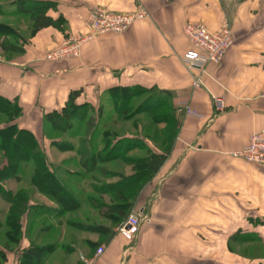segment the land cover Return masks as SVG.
Masks as SVG:
<instances>
[{
	"label": "crops",
	"instance_id": "1",
	"mask_svg": "<svg viewBox=\"0 0 264 264\" xmlns=\"http://www.w3.org/2000/svg\"><path fill=\"white\" fill-rule=\"evenodd\" d=\"M49 1L56 2V15H63L68 27L65 33L43 29L29 40L18 69L28 75L46 73L48 83L36 94L35 85L27 83L29 76L19 73L10 81L16 97L33 92L35 107L49 113L63 109L70 93L80 88L90 89L85 90V104L95 101L99 106L100 97L111 89H139L142 93L135 96L141 98L139 103L169 105L170 112L159 108L153 115L157 121L169 120V125L163 123L168 128L160 132L166 145L155 144L146 134H125L144 143L136 147L137 160L122 162L125 173H119L133 177L141 169L142 175L100 179L106 184L124 181L121 202L130 203L129 215L136 213L142 220L135 241L118 233L117 220L106 210L107 205L118 204L114 193L88 190L84 198L80 195L70 224H60L66 213L61 215L55 202L45 211L29 212L50 219L38 229L44 244L24 235L14 256L6 252L5 264H23L32 248L41 250L40 264H81L99 247L105 252L96 264H227V249L241 244L239 233L255 232L244 241H258L256 233L264 232V220L258 221L264 216V164L247 163L233 154L246 148L254 133L264 131V0ZM99 8L119 13L144 10L147 17L123 34L95 37L82 47L79 58L45 61V54L63 44L68 34L88 35L89 16ZM53 14L48 16L55 21ZM225 22L232 27L234 44L219 65L207 67L201 87H195L200 73L183 61L192 49L183 26L203 24L218 32ZM97 90L101 95L94 100ZM216 99L222 100V107ZM150 154L166 159L146 177L142 159ZM94 199L101 200L102 210ZM27 229L26 222L24 233Z\"/></svg>",
	"mask_w": 264,
	"mask_h": 264
},
{
	"label": "rangeland",
	"instance_id": "2",
	"mask_svg": "<svg viewBox=\"0 0 264 264\" xmlns=\"http://www.w3.org/2000/svg\"><path fill=\"white\" fill-rule=\"evenodd\" d=\"M44 1L46 4H52L50 5L51 8L48 10V15L49 13L54 11L55 14L53 15L56 16L55 21L57 25L56 29H59V31L65 33V29H67L68 23L64 20L63 15H56L58 13L56 2L49 0ZM44 1L0 0V129L7 128L12 125H17L20 129L31 131L39 141L41 149L47 154L48 158L50 159L55 173L65 182L66 185H68L71 190L75 191L77 195H80L81 192H86L85 187L87 184L85 183L87 182L81 181L80 183L79 181L81 179L76 183L69 182V177L68 175H65L64 171L71 172V174H82L86 178L84 180L89 181L91 174L86 172L84 173L82 169H80L78 162L80 161L81 157L75 151V149L84 147V145L92 143L90 141V133L93 132L94 128L98 127L99 125L98 128L104 129L102 128V126L104 125V123H108L106 130L111 132V135H115V137H123L125 136V134L141 133L142 135L146 134L145 137L151 138L152 141L154 140L155 144L161 145L165 142V138L160 135V132L162 129L164 130L168 128L169 120L160 119L164 121H160V123L158 124V121L153 119V115L158 111L156 110L155 112L148 114V112L151 111H148V107L145 106L135 116H129L130 118L133 117L132 119L125 120V115L127 113L132 114L133 111H135L141 98L139 99L135 97H129L128 94H126L127 91H125V88L121 87L111 89L110 91H108V93L102 95L100 97V106L98 102L96 103L94 101L97 100V96L99 97L101 95L99 90H97L96 98H93L94 102L91 103L92 105H95L93 107L94 109H92L93 113L91 116H86L83 118L82 115H77L76 118L72 120V123H70L72 126L71 130L67 128L70 126V124H64L61 126L62 129L55 130L54 124L51 121L47 120V117L45 115L51 112L45 113L35 107V97H33V92L25 93L24 96L20 98L19 96L16 97V92H13L11 90L13 89V84L10 81L12 80V78H16L17 74L22 72H24V74L26 73L25 69H23L22 71L18 69V64H21L24 61L26 46L27 44H29V40L36 36V34H33L32 27L34 21L33 19L38 12L32 11L29 14L20 13V7H26V2L40 4ZM229 26L232 29L230 24ZM68 35L65 40L73 36ZM50 52H47L44 56V59L47 62H50L48 59V54ZM29 74L30 75H28L27 73L25 74V76H29V81L27 83H32V85H35L34 92L37 94V92H39V89L41 91V89L45 87V83H48L47 78L45 79L47 74L37 71H35L34 73L29 72ZM85 90L89 91L90 89L80 88L76 90L81 91V95L77 99L78 104H85L87 102L85 99ZM93 91L94 90L92 89V92ZM122 100L125 101V103L121 104ZM25 101H28V103ZM100 111L103 112L104 118L99 119L98 115ZM166 111H169V109H166ZM78 113H82V111L79 110ZM163 123H167L168 125L164 126ZM93 143L97 145L98 142L94 141ZM10 148L12 149V146L9 147L7 152H1L0 150V168L8 167L9 163H11L13 165H16V170L15 173L11 172L6 174L8 175L7 177H1L0 179H4L1 181V184H3L6 188H9V190L13 191L14 193H16V191L20 189H24L31 196V201L51 206V203H54V201L50 197L41 194L38 190H36V188L32 186L31 179L36 170L35 167H37V162L32 159H23L25 158V156H27L28 153L32 152L31 149L25 147V150L18 151L19 158H13V154L11 153ZM136 155L137 154H135L134 156ZM109 164H100V166L118 172L124 171L125 173V167H123V163L121 161H113ZM7 210L8 205L0 198V212L7 213ZM73 216L74 212H67V214L61 217L62 223H64L66 220L73 219ZM263 217H258V221L264 220ZM4 219L5 217H3V220ZM55 221L58 222V219H56ZM26 222L27 227L28 229H30V231L27 229L26 232L23 233V237L25 235V237L31 242L34 241L35 238H37L38 244H44L45 237L42 236V233L38 234V229L42 225L49 224L50 219L34 216L32 213H30L27 216H24V226ZM239 234L241 236L239 237L242 240L241 244L239 246L229 247L227 249V264H264V242L260 237H258L260 235L264 238V232H257L256 235L258 241L252 243H245L244 240L245 238L252 239L254 237L253 235H255V232H250V234H248L242 231ZM38 235L39 237H37ZM242 236H244V238ZM23 242L24 240L22 241V244ZM5 243H8L7 230L2 229L0 230V247L2 249ZM21 246L22 245L20 243L17 246L10 244L8 249L10 251H7L10 253V255H7L10 257L14 256L15 254L13 255L12 253L15 252L16 249H19V247ZM228 252H231V254L233 255L235 254L234 257L229 256ZM229 257L232 258L231 261L228 260Z\"/></svg>",
	"mask_w": 264,
	"mask_h": 264
},
{
	"label": "trees",
	"instance_id": "3",
	"mask_svg": "<svg viewBox=\"0 0 264 264\" xmlns=\"http://www.w3.org/2000/svg\"><path fill=\"white\" fill-rule=\"evenodd\" d=\"M30 3L26 2V7H20V13L29 14L32 11H38L34 17L33 21V34H37L43 29H47L50 27L57 28L56 21H54L50 16H48V10L51 8V3L46 4L45 1L43 3ZM139 89L131 91V89H125L126 94L129 97L134 98L142 93ZM143 90V89H142ZM81 91H74L70 93L69 100L66 106L60 111H53L49 114H45L47 120L51 121L54 124L55 130L62 129V125H69L72 123V120L76 118L77 115H82L83 118L86 116L92 115L93 106L90 104H78L77 99L80 97ZM125 103V101H121V104ZM148 107V111L155 112L159 110V108H167L169 109V105H166L165 102H160L158 104L153 105L152 103H139L137 108L133 113L138 114L143 107ZM81 110L82 113H78ZM91 112V113H90ZM170 112V109H169ZM168 112V113H169ZM89 113V115H88ZM129 116L130 113L125 115V120L132 119ZM99 119L104 118L103 112L100 111L98 115ZM169 116L166 117V119ZM14 118V117H13ZM60 118V119H58ZM165 119V118H164ZM12 120V118H11ZM164 121L158 119V122ZM98 124V123H97ZM108 123H104L102 128L98 127L93 129V132L90 133V141L92 142L84 147H79L75 149L76 152L80 155L79 167L85 173H90L91 177L90 183L88 186L86 185L85 190H92L97 193H114V196L118 199V204L113 205H105L106 210L113 213V219L117 220L118 226H121L126 217L129 215V209L131 204L128 202H121V192L123 182H116L113 184L102 183L100 179H137L138 176H141L140 173L133 177H121L118 171H114L112 169H107L106 167H101L100 164H109L113 161H127L128 164H132L136 159L134 155L136 154L137 148L140 147L142 143H144L143 139L136 137L135 139H128L125 137H115V135H111V132L106 130ZM71 130L72 126L70 124L67 127ZM15 131V132H14ZM90 132V131H89ZM111 136V137H109ZM98 142L95 145L93 142ZM140 143V144H139ZM12 146L11 153L13 154V158H19L18 151L25 150V147L31 149V153H28L27 156L23 159H32L36 161L35 172L31 179L32 186L36 188L41 194L50 197L56 204L61 207L60 214L67 212H74L80 207L81 199L84 198L85 193L81 192L80 195H77L75 191L71 190L68 185L55 173L52 167V163L48 158L47 154L41 149L39 141L36 139V136L29 130L20 129L17 125H12L7 128L0 129V150L1 152H7L9 147ZM12 158V157H11ZM166 156H159L156 154H150L142 161L145 164V175L146 177L153 175L155 172L159 170L161 165L163 164ZM134 160V161H133ZM137 160V159H136ZM16 165L9 163L8 167L0 168V178L7 177L8 173H15ZM65 175H68L69 182L76 183L78 180L86 179L84 175L79 173H72L68 171H64ZM78 174V175H77ZM4 179H0V198L8 205L7 213L0 212V230H7V242L3 245V249H0V264H5L7 261L6 252L10 251L9 245H19L21 240L23 239V229H24V216L28 215L29 212L39 213L41 210H47V206L41 203H35L31 201V196L24 189H20L14 193L13 191L6 188L1 181ZM6 180V179H5ZM133 180H131L132 182ZM6 182V181H5ZM42 185V187H41ZM44 185V186H43ZM52 187V188H51ZM116 194V195H115ZM87 200L82 199V202H86ZM96 201V199H94ZM89 202V200H88ZM97 205L100 206L102 210V202L96 201ZM106 210L103 215L109 216ZM39 211V212H38ZM102 211V212H103ZM41 214V213H40ZM6 215V216H5ZM65 214H63L64 216ZM3 217L5 219L3 220ZM71 221V222H70ZM72 223V220H66V224ZM61 225L64 224L60 223ZM9 244V245H8ZM27 257L24 259L23 264H31V260L38 261L40 264V260L42 259V253L39 248H32L27 253ZM82 264V262H81Z\"/></svg>",
	"mask_w": 264,
	"mask_h": 264
},
{
	"label": "built area",
	"instance_id": "4",
	"mask_svg": "<svg viewBox=\"0 0 264 264\" xmlns=\"http://www.w3.org/2000/svg\"><path fill=\"white\" fill-rule=\"evenodd\" d=\"M147 17L144 10L135 13H117L108 9L99 8L89 16L91 33L88 36H72L62 45L48 54L50 62H68L81 56L82 47L97 36L108 34H123L138 20ZM183 33L190 42L192 49L183 57L186 67L197 73L194 80L195 87H201L202 76L209 65H219L234 44L233 31L225 22L218 32H211L205 25L187 23L183 26ZM217 105L222 107V100L216 99ZM251 164H264V131L254 133L249 144L243 150L233 154ZM141 218L131 213L118 228V233L127 241L133 242L139 233ZM105 249L99 247L92 259H83L82 264H96Z\"/></svg>",
	"mask_w": 264,
	"mask_h": 264
}]
</instances>
